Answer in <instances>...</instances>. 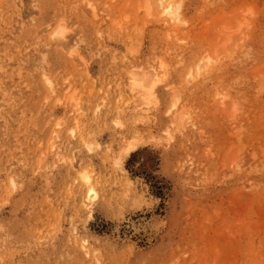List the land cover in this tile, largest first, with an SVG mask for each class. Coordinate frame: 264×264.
Wrapping results in <instances>:
<instances>
[{
	"label": "rangeland",
	"instance_id": "1",
	"mask_svg": "<svg viewBox=\"0 0 264 264\" xmlns=\"http://www.w3.org/2000/svg\"><path fill=\"white\" fill-rule=\"evenodd\" d=\"M157 2L0 0V264H264V0Z\"/></svg>",
	"mask_w": 264,
	"mask_h": 264
},
{
	"label": "bare ground",
	"instance_id": "2",
	"mask_svg": "<svg viewBox=\"0 0 264 264\" xmlns=\"http://www.w3.org/2000/svg\"><path fill=\"white\" fill-rule=\"evenodd\" d=\"M180 0H158L157 2V5L159 6V13L162 14V13H165L163 14V16L165 17V15H172L173 16H176V10L178 9V7H180V3H179ZM178 14V13H177ZM162 16V17H163ZM177 17V16H176ZM176 17H173V19H176ZM44 19V18H43ZM50 20V19H49ZM4 21V20H3ZM45 21V20H44ZM46 22V21H45ZM10 23V22H9ZM48 23V22H47ZM85 26V25H84ZM4 28V27H3ZM5 29V28H4ZM55 31V29H53ZM53 30L51 28V32L50 34H53ZM39 39V38H38ZM35 40V39H34ZM35 43V42H34ZM36 44V43H35ZM34 44V45H35ZM33 45V44H32ZM37 45V44H36ZM129 45V44H127ZM132 45V44H131ZM134 47V46H133ZM102 48V47H101ZM105 48V47H104ZM127 47H125L126 49ZM108 49V48H107ZM99 51V50H98ZM106 51V50H105ZM115 51V50H114ZM44 53V52H43ZM114 53V52H113ZM12 56V55H10ZM10 56H7V57H10ZM113 56V55H112ZM6 57V58H7ZM2 58V57H1ZM8 59V58H7ZM9 60V59H8ZM18 73V72H17ZM45 74V73H44ZM47 78V77H46ZM43 79V78H42ZM48 79V78H47ZM136 77L134 76L133 72H131L129 74V84L132 86V90L134 88V86L136 85H139L135 80ZM44 80V79H43ZM46 80V79H45ZM130 88V87H129ZM93 119V118H92ZM57 124V123H56ZM73 128L70 129V132H73ZM130 144V143H129ZM132 145V144H130ZM133 146V145H132ZM130 148V147H129ZM128 148V149H129ZM123 150V149H122ZM126 150V149H125ZM126 151H124L125 153ZM121 156V155H120ZM120 158V157H119ZM121 159V158H120ZM122 162V161H121ZM87 171V170H86ZM82 171L80 172L79 174V182H80V185L82 188V191H83V198H82V204H84L85 206V209H87V216L89 217L91 215V205L94 203V201L97 199L98 197V194H97V191L95 190L94 188V185H93V182L91 181V177L90 175L88 174L89 172L87 171ZM78 189V188H77ZM155 224V223H154ZM157 225V224H156ZM154 226H152L153 228ZM157 227V226H156ZM154 230V229H153ZM84 241V239H82ZM81 240V242H82ZM80 242V243H81ZM84 243V242H82ZM81 243V244H82ZM80 246V245H79ZM84 246V245H83Z\"/></svg>",
	"mask_w": 264,
	"mask_h": 264
}]
</instances>
